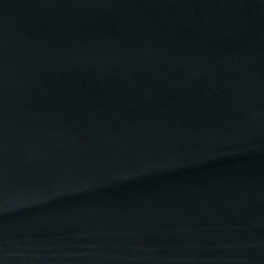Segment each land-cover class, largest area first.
<instances>
[{"label":"water","instance_id":"obj_1","mask_svg":"<svg viewBox=\"0 0 264 264\" xmlns=\"http://www.w3.org/2000/svg\"><path fill=\"white\" fill-rule=\"evenodd\" d=\"M0 264H264V0H0Z\"/></svg>","mask_w":264,"mask_h":264}]
</instances>
